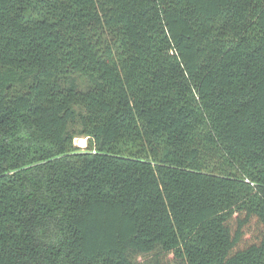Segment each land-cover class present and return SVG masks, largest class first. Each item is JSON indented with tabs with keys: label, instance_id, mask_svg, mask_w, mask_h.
Instances as JSON below:
<instances>
[{
	"label": "trees",
	"instance_id": "obj_1",
	"mask_svg": "<svg viewBox=\"0 0 264 264\" xmlns=\"http://www.w3.org/2000/svg\"><path fill=\"white\" fill-rule=\"evenodd\" d=\"M0 264H264V0H0Z\"/></svg>",
	"mask_w": 264,
	"mask_h": 264
},
{
	"label": "rangeland",
	"instance_id": "obj_2",
	"mask_svg": "<svg viewBox=\"0 0 264 264\" xmlns=\"http://www.w3.org/2000/svg\"><path fill=\"white\" fill-rule=\"evenodd\" d=\"M74 145L78 147V145H77V139L74 140Z\"/></svg>",
	"mask_w": 264,
	"mask_h": 264
}]
</instances>
